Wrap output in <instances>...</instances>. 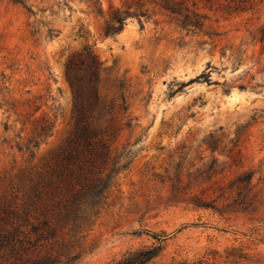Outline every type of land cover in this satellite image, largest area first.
<instances>
[{
    "label": "rangeland",
    "instance_id": "374dc122",
    "mask_svg": "<svg viewBox=\"0 0 264 264\" xmlns=\"http://www.w3.org/2000/svg\"><path fill=\"white\" fill-rule=\"evenodd\" d=\"M23 2L0 0V197L14 195L73 133L65 64L89 46L101 62L102 101H126L133 118L113 142L131 164L76 264H108L164 235L150 264H264V45L252 39L264 3L255 14L210 13L220 34L210 38L208 27L188 32L153 10L142 24L128 18L121 33L105 36L104 18L87 0ZM111 3L121 0H102L106 12ZM117 115L125 123L123 111ZM42 117L53 124L49 136L34 152L20 150ZM214 161L218 173L208 179ZM244 171L254 173V212L235 211L233 198L220 196ZM215 199L217 210L196 205Z\"/></svg>",
    "mask_w": 264,
    "mask_h": 264
},
{
    "label": "trees",
    "instance_id": "16d2710c",
    "mask_svg": "<svg viewBox=\"0 0 264 264\" xmlns=\"http://www.w3.org/2000/svg\"><path fill=\"white\" fill-rule=\"evenodd\" d=\"M11 1L24 4L23 0ZM87 1L93 12L104 18L105 36L121 33L128 18H136L142 24L153 10L167 15L188 32H201L208 27L210 38L220 35L209 26L210 13L226 17L255 14L264 3V0H121V5L111 3L106 12L102 0ZM252 39L264 45V24L252 32ZM100 67L99 58L89 46L67 60L65 75L75 98V129L64 145L23 180L14 195L0 197V264H76L90 251L83 240L106 204L117 176L131 164L129 152L114 148L113 142L124 126H132L133 118L127 114L126 101L118 108L102 101ZM120 111L127 118L125 123L118 119ZM52 129V122L42 117L20 150L25 146L34 152L32 148H38ZM215 162L208 167L211 173L208 179L218 173L213 169ZM253 176V172L244 171L224 187L220 196H227V201L232 197L233 202L227 205H237L235 211H249L259 196L254 193ZM176 182L175 196L181 192L178 177ZM215 202L216 199L196 205L216 209ZM165 236L159 238L158 245L130 250L108 264H150L162 254ZM230 257L235 255L228 254L227 259Z\"/></svg>",
    "mask_w": 264,
    "mask_h": 264
}]
</instances>
